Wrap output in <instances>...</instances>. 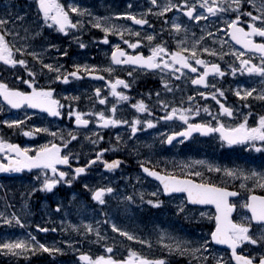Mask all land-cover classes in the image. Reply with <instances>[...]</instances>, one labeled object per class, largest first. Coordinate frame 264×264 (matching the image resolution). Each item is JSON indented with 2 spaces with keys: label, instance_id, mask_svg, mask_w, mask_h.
<instances>
[{
  "label": "flooded vegetation",
  "instance_id": "flooded-vegetation-1",
  "mask_svg": "<svg viewBox=\"0 0 264 264\" xmlns=\"http://www.w3.org/2000/svg\"><path fill=\"white\" fill-rule=\"evenodd\" d=\"M163 0H157L161 5ZM64 6L66 11H69L70 18L75 22L77 19L81 21L78 29L70 30L66 35L58 31L55 27H48L43 24L42 14H38L37 5L34 0H0V18L8 19L11 17V22L8 28L13 29L16 33V41L13 42L11 37H8L10 43H15L18 47H27L29 51L36 52L44 63H56L62 66V71L71 72L74 70L75 64L89 67L95 65L99 69L112 67L111 74L101 71L99 74L104 76V80L94 79L92 77L83 76L82 79L70 78L67 84L62 82L50 81L46 74L38 75L37 83L40 86L52 83L55 88L56 98L60 99L65 105V114L59 118L50 117L47 113L34 109H13L7 105L3 98L0 97V120L4 119H23L25 114L30 115V120L25 121L28 126H48L52 130L62 129L67 134L68 130H73L77 139L71 141L68 145V151L73 153L71 165L73 168L84 166L89 159H93L96 152L100 149H107L101 158L100 162L90 165L86 172L73 180L71 185L60 183L54 187L52 191H32L35 187L39 189V183L34 179L38 174L43 175V172L38 170L24 169L20 172H0V213L10 217L15 213L20 217L21 224L16 225L13 220L11 224L4 225L0 223V242L29 240L35 237V240L45 245L56 244L62 249L61 253L55 256L50 255L42 250L36 252H26L23 255L15 256L6 254L0 250V264H86L84 261H79L81 253H87L93 259L100 255H112L113 259H125L128 256V251L131 249L148 259L164 258L168 264H215L213 256H223L225 260L231 255V251L227 245L217 244L209 241L207 250L202 253L191 254L190 252L181 255L175 250V244L180 243L182 248L192 249L199 247L205 240H209L211 231L215 229V206L201 205L188 202L186 194L172 193L163 194L158 191L160 187L159 181L155 178L147 176L141 169V164L145 167L154 168L162 173L173 172L178 174L180 171L188 173L192 170L200 171L203 174L204 182H212L221 187H227L230 191L238 193L236 197H229V202L234 204L233 212L230 214V219L236 223H248V217L251 213L243 205L247 202L249 194L264 195V188L258 185L256 179H244L237 172L233 177H227L221 173L209 172L207 163L205 165H195L191 169L184 168L185 157L187 155H198L200 152L205 153L209 158V162L218 165L221 168L243 170L245 175H248L250 170L256 172L264 171V152H256L245 145H222L219 139V134L200 135L194 133L192 137L184 140L182 143L173 141L172 144L161 142V133L165 130L180 131L182 122L174 120L170 122H156L155 118L164 113L157 107L156 93H160V99L166 102H171L173 106L190 107L187 97L193 96V106H199L201 111L206 104L209 110L213 113L218 112L219 106L210 97L207 99L200 98L199 93L205 91V86H196L191 84V79L194 74L185 71L180 79L170 76L168 72H161L160 69H144L129 65H113L111 54L114 45L120 48L129 55H135L139 51L144 56L150 54V47L162 41L170 51L177 50V42L184 41L185 45L190 47L194 40L203 37L202 46L210 49L214 48L218 53H223L222 59L219 57H210L207 54L200 58L211 60L214 63H219L222 70L226 71L224 77L207 78V87L209 89L214 85L224 92V97L220 98L221 102L226 106H231L234 109V117H224L223 122L226 125L234 126L244 115L249 112L252 115L248 116L249 126H253L259 115H264V101L258 99L259 95L264 94V77L259 75L241 74L237 72L233 76L227 71L229 65L237 66L239 61L235 60L232 52L235 50H243L242 46L236 45L231 41L230 37L222 30V25L235 17V12L230 10L225 14L217 12L215 15L204 14L200 21L190 20L183 12L172 9L164 13L163 16L156 15L157 8L150 5V0H57ZM178 0H172V3H177ZM195 0H188L191 5ZM219 6L221 0H216ZM232 0H224L225 5L231 3ZM211 3V0H209ZM128 5H132L131 12L137 15L138 18H143L148 21L147 25L140 26L134 24L133 21L117 17L116 14L128 11ZM71 7H77L81 10L78 13H71ZM85 6L87 10L85 11ZM151 8V11L149 9ZM235 8V5H233ZM240 10L242 12L255 10L247 3V0H240ZM201 9L197 6L196 14L201 13ZM141 12L148 13L141 17ZM97 17H111L110 24L121 26L124 31L122 35L124 39L134 42L137 39L135 34H139L142 41L138 49H131L124 44L120 36L114 32L108 33L109 43L103 42L105 33L101 28L93 26ZM175 19L180 23L182 28L179 32L171 30V23ZM241 19H246L242 16ZM167 21V23H165ZM51 23V22H49ZM107 26V25H104ZM246 28V25H241ZM163 29V32L161 30ZM208 33L212 34L209 38ZM154 35V41L149 43L146 40L147 35ZM256 42H262L259 37H253ZM215 40V43L213 42ZM84 43L85 47L80 48L79 44ZM55 47H49V45ZM198 45L197 47H200ZM67 52V55H60L61 52ZM17 58H19L17 56ZM30 65H35L34 70H38L41 65L39 61H33L31 56L25 57ZM252 60L253 63H259V55L245 51V56ZM202 70V68L200 69ZM128 73H132L131 76ZM179 75V74H178ZM16 76H22L27 79V73L20 66H7L0 62V81L8 84L9 87H16L20 90H28L26 85L16 80ZM116 77L129 82L130 87L125 89L122 85L118 86L117 90L123 92L129 97L128 101H119L110 95V88L106 87L108 80H115ZM162 80L167 81L172 92L168 93L163 88ZM243 85L245 88L253 89V96L249 97L246 103L248 107H244V101H241L234 94L237 85ZM100 88L101 95L106 98V105H101L95 97L94 89ZM79 97L71 103L80 111L89 113L92 111H104L110 115L109 109L113 104L117 105L115 118L131 120L137 118L140 120L153 119L156 126L154 128H141L132 137L127 126L118 125L115 127L98 128L95 121L91 117L90 124L87 128H81L78 131L75 125L67 116V108L70 103L65 97ZM138 100H143L152 112V116L145 113H137L131 107ZM239 112V117L235 116ZM34 113V115H33ZM211 119L208 114L200 115L199 120L206 121ZM197 118L193 117L192 122H196ZM24 129H9L6 125H0V137L10 143L19 144L21 147L34 148L43 143L54 142L59 143V137L52 140L46 134L41 133L39 136L26 137L23 133ZM96 135H93V134ZM119 135L120 139L117 140ZM103 139L100 140L99 137ZM97 143H93V140ZM64 150L62 149V152ZM34 154V153H32ZM4 158L3 153H0V160ZM119 159L120 165L116 169H105L103 161H111ZM6 162V160L4 161ZM60 170L69 171L68 166H58ZM50 174V173H49ZM199 182L200 178H196ZM244 184V187H241ZM85 185L88 187L85 188ZM97 187H111L113 193H105L104 204L91 198V191ZM146 189L156 192L157 195L149 196V199L138 197V190ZM121 190V194L133 196L132 201L117 199L114 196ZM123 196V195H122ZM125 196V197H126ZM149 200H159V206L163 208L164 215H156L152 222L158 224L150 225L151 231L168 232V238H161V242H147L148 246H128L120 247L108 243L99 244L92 250H89V241L80 232L76 238L75 235L57 234V226L53 224L55 215H40V207H55L57 204L61 207H85L96 208L113 206L127 202L130 205L139 207L143 204H148ZM129 205V206H130ZM75 221L88 218V215H72ZM161 220V221H160ZM37 225L41 228L55 229V231L41 232L37 229ZM162 228V229H161ZM81 230V229H80ZM79 230H77L78 232ZM253 235H258L264 231V226L258 227L255 222L250 229ZM68 243H65V242ZM69 244L71 246H69ZM171 244L173 251L165 246ZM112 247L113 252L107 253L105 249ZM240 251L242 254H254L259 257L264 254V247L253 245H241ZM206 256L207 261L198 259L200 255ZM231 264H235L232 261Z\"/></svg>",
  "mask_w": 264,
  "mask_h": 264
},
{
  "label": "snow or ice",
  "instance_id": "snow-or-ice-1",
  "mask_svg": "<svg viewBox=\"0 0 264 264\" xmlns=\"http://www.w3.org/2000/svg\"><path fill=\"white\" fill-rule=\"evenodd\" d=\"M37 5L38 14L43 16V24L48 27H55L59 32L68 34L70 30L78 29L81 24L80 20L75 22L70 18L69 11H66L64 6L59 4L57 0H34ZM247 3L255 10L256 14L252 11L242 12L240 10V0H232L231 3L225 5L224 0H221L219 6L216 0H195L191 5L188 0H178L177 3H172L168 0L167 3L161 6L157 3V0H150V5L158 9L156 15L163 16L164 13L176 9L179 12H183L190 20L200 21L204 14L215 15L217 12L225 14L232 10L235 12V17L226 21L221 27L226 35H228L231 41H234L236 45L242 46L243 50H235L232 52V56L235 60L239 61L238 67L229 65L227 71L233 76L240 72L241 74L247 73L249 75H259L264 77V0H247ZM235 5V8H233ZM197 6L202 10L200 14H196ZM132 5H128V11L117 13L116 16L129 19L136 25L144 26L148 24V21L143 18H138L137 15L131 12ZM151 11V8L149 9ZM71 13H80L81 10L77 7L70 6ZM148 13L141 12V17L146 16ZM244 16L246 19H241ZM206 19L207 17L204 16ZM111 17H97L93 24L96 28H101L105 33L103 37L104 43H109L108 33L114 32L120 36L122 42L131 49H138L141 46V39L139 34H135L137 39L134 42H130L128 39H124L121 34L124 29L121 26L110 24ZM11 22V17L8 19L0 18V62H3L7 66H20L28 78L24 79L22 76H16L15 79L20 81L23 85L27 86L28 90H20L16 87H9L7 83L0 81V97L13 109H34L47 113L48 116L59 118L65 114V105L61 103L60 99L56 98L55 88L52 86L54 82H62L67 84L72 79H82L83 76L92 77L94 79L104 80V76L100 75L101 71L112 73V67L106 69H99L93 65L89 67L87 64L80 65L75 64L74 70L71 72L62 71V66L56 63H44L43 59L33 51H29L28 48L18 47L15 43H10L8 37H11L12 41H16V33L13 29L8 28V24ZM51 22V23H49ZM167 23V21H165ZM107 25V26H104ZM241 25H246L242 27ZM182 26L173 19L171 23V30L179 32ZM163 32V29L161 30ZM209 38H212V34H207ZM253 37H259L262 42H256ZM146 40L149 43L154 41V35H147ZM203 37L198 40H194L193 44L188 47L184 46V41L177 42V50L170 51L168 47L162 41L156 43L155 46L150 47V54L144 56L139 51L135 55L127 54L124 49L118 45L113 46L111 61L113 65H129L133 67H139L144 69H160V71L168 72L170 76L180 79L185 71H189L194 74V78L191 79V84L196 86H205V91L199 93L200 98H211L219 106L218 112L213 113L209 110L205 104L203 111L211 118L206 121L199 120V114L201 108L199 106H193V96H188L187 101L190 105L188 108L183 107V101L181 106L176 107L171 102H166L160 99V93H156V99L158 101L157 107L164 113L163 115L155 118L156 122L163 121L165 123L179 120L182 122L180 131H168L165 130L161 133V142L166 144H172L173 141L182 143L184 140L189 139L194 133L200 135L219 134L221 144L224 145H247L248 148L253 149L256 152H264V115H259L256 123L253 126L248 124V116L252 113L244 115L238 123L234 126L226 125L223 122L224 117L233 118L234 109L231 106H226L221 102L220 98L224 97V92L220 88H216L214 85L211 89L207 87V78L212 77H224L225 70L221 69L219 63H214L211 60L200 58L202 55L207 54L210 57H219L222 59L223 53H218L214 48L210 49L201 45ZM215 43V40H213ZM201 45L200 47H197ZM49 47H55L49 45ZM80 48H84L85 44L80 43ZM245 51H249L259 55V63H253L252 60L243 58ZM60 55H67V52H61ZM17 56L19 58H17ZM31 56L33 61H39L41 67L38 70H34L35 65H30L29 61L25 58ZM202 68V70H200ZM47 70V75L52 83L45 86H40L37 83L38 75H44ZM179 74V75H178ZM129 76L132 73H128ZM163 88L166 92L171 93V85L165 81H161ZM122 85L125 89L130 87L129 82L119 77L115 80H108L106 87L110 88V95L116 98L117 103L119 101H128L129 97L123 92L118 91V86ZM253 89L245 88L243 85L238 84L234 90V94L244 101V107L247 108L246 101L249 97L253 96ZM95 97L101 105H106L107 101L101 95V89H94ZM258 99L264 101V94L259 95ZM70 101L67 108V116L71 122L75 125V129L78 131L81 128H87L90 124V119L85 117H91L94 119L98 128L115 127L118 125L127 126L132 137L134 138L136 133L141 128H154L156 124L153 119L140 120L133 118L130 121L126 119H116L115 113L117 105L113 104L109 109L110 115L105 114L104 111H92L85 113L76 108L71 101H76L79 97H65ZM131 107L136 110L137 113H145L148 116H152V112L143 100H138L132 104ZM34 115V113H33ZM239 112L235 113V116L239 117ZM196 117V122H192V118ZM30 120V115L25 114L23 119H4L0 120V125H6L9 129H24L23 135L26 137L39 136L41 133L48 135L52 140H56L59 137V143L48 142L39 145L38 147L29 148L27 146L21 147L19 144L10 143L7 140L0 137V153H3L4 158L0 160V172H20L24 169L38 170L43 172V175H37L34 179L39 183V189L33 188L32 191H52L54 187L60 183L71 185L73 180L86 172V169L94 163L100 162L102 155L108 151L107 149H100L95 153L93 159H89L84 166H77L75 168L71 165L73 153L68 151V145L71 141L77 139L73 130H68L67 134L62 129L52 130L48 126H28L25 121ZM93 135H96L95 133ZM103 139L102 136L99 137ZM119 135L117 140H119ZM94 144L97 140L92 141ZM62 149L64 150L62 152ZM34 153V154H32ZM6 160V162H4ZM119 159L109 161H103L105 169H116L120 165ZM207 162L200 160L194 161L192 164L183 165L184 168L191 169L193 164L205 165ZM58 166H68L69 171L60 170ZM209 172L221 173L227 177H233L240 172L244 179H256L259 181L258 185L264 188V171L256 172L250 170L248 175H245L243 170L229 169L227 167L221 168L218 165L207 163ZM143 173L159 181L160 187L158 191L163 194L182 193L186 194L188 202L201 205H214L215 206V229L211 231L209 240H205L199 247L192 249H185L181 247L180 243L175 244V250L181 255L196 253H202L207 250L209 241L215 242L221 245H227L231 251V255L228 260H225L223 256H213L212 259L215 264H231L235 261V264H264V254H260L256 257L254 254H242L240 251L241 245H253L264 247V231L258 235H253L250 229L253 226V222L258 227L264 226V195H256L254 193L247 196V202L243 205L251 213L248 217V223H234L229 217L235 207L234 204L229 202V197H236L238 195L235 191H230L227 187L218 186L212 182H204L203 174L200 171L192 170L188 173L180 171L178 174L173 172L162 173L154 168L145 167L141 164ZM50 173V174H49ZM197 177L200 178L199 182ZM88 186L85 185V188ZM244 187V184H241ZM91 191V198L100 204H104L105 193H113L111 187H97ZM152 195L155 197L156 192ZM127 201H132L133 196L122 197ZM148 203L154 207L159 206L161 203L159 200L153 202L149 200ZM61 205L57 204L56 211L60 212ZM15 221L16 225L23 226L20 221V217L15 213L10 217L0 213V223L9 225L12 221ZM76 227V226H72ZM84 232L82 235H87L93 231H96L92 224H85ZM37 229L41 232L55 231V229L41 228L37 225ZM112 229L114 232H119L121 236L126 237L128 241L139 240L141 244L145 243L143 239L134 236L129 231H122L117 227L115 223H112ZM98 241L101 239L99 231H96ZM65 243H68L67 241ZM69 246H71L69 244ZM169 251H173L171 244L165 245ZM0 250L6 254L15 256L23 255L26 252H36L42 250L50 255L55 256L62 252V249L57 247L55 243L52 245H45L35 240V237H31L29 240H15V241H3L0 242ZM107 253H112V247L105 249ZM202 261H207V257L202 254L198 257ZM79 261H84L86 264H168L164 258L148 259L138 255L135 251L129 249L128 256L125 259H113L112 255H100L94 259L87 253H81L79 255Z\"/></svg>",
  "mask_w": 264,
  "mask_h": 264
},
{
  "label": "rangeland",
  "instance_id": "rangeland-1",
  "mask_svg": "<svg viewBox=\"0 0 264 264\" xmlns=\"http://www.w3.org/2000/svg\"><path fill=\"white\" fill-rule=\"evenodd\" d=\"M168 0H163L161 6L167 3ZM172 2V0H171ZM87 10L85 6V11ZM205 117L203 110L200 111V115ZM206 161L209 162V158L205 153L200 152L198 155H187L185 157L186 164H192L194 161ZM196 164H193L194 167ZM203 166V165H202ZM138 197L149 199V196L152 195L151 190H146L140 188L138 190ZM123 195V196H122ZM126 194H121V190L114 196L117 199L125 200L122 197H125ZM127 197V196H126ZM127 202L121 204H115L113 206L106 205L105 207H94L86 209L85 207H61L60 212L56 211L55 207H40V215L48 214L55 215L53 224L57 226V234H69L75 235L76 238L78 234L84 232L85 224H92L93 228L96 231H99L101 239L98 241L96 231L83 235L89 241L88 248L92 250L94 247L98 246L100 243L110 242L113 245L120 247H130V246H146L144 243L141 244L139 240L128 241L126 237L120 235L119 232H114L112 229V223H115L118 228L122 231H129L134 234V236L139 237L140 239H145L147 242L153 241L154 243L161 242V238H168L169 234L165 230L163 231H151L149 229L150 225L158 224L152 222L155 219L156 215H164L163 208L161 206L154 207L149 203L143 204L139 207L130 205ZM88 215L87 220L81 219L75 221L72 218V215ZM161 221V220H160ZM76 226V227H72ZM153 228V226H152ZM81 229V230H80ZM77 230H79L77 232ZM82 235V234H81ZM148 247V246H146Z\"/></svg>",
  "mask_w": 264,
  "mask_h": 264
}]
</instances>
